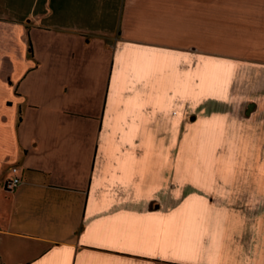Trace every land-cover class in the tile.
<instances>
[{"label": "crops", "instance_id": "0c3cea01", "mask_svg": "<svg viewBox=\"0 0 264 264\" xmlns=\"http://www.w3.org/2000/svg\"><path fill=\"white\" fill-rule=\"evenodd\" d=\"M0 264H264V0H0Z\"/></svg>", "mask_w": 264, "mask_h": 264}, {"label": "rangeland", "instance_id": "374dc122", "mask_svg": "<svg viewBox=\"0 0 264 264\" xmlns=\"http://www.w3.org/2000/svg\"><path fill=\"white\" fill-rule=\"evenodd\" d=\"M178 143V142H177ZM186 144H192L193 150L197 149L199 145H207L209 150L207 152L201 151L196 152L193 151L190 154H184L185 160H190L193 163L195 162H211V161H217V160H224L226 163H230L232 160V154L230 152H221L216 153L215 147H216V138L215 137H202V138H192L191 142H186ZM178 145V144H177ZM228 149V148H226ZM213 151V152H212ZM182 154H180L181 156ZM245 159L240 160H246V154L244 155Z\"/></svg>", "mask_w": 264, "mask_h": 264}, {"label": "built area", "instance_id": "2783aa9c", "mask_svg": "<svg viewBox=\"0 0 264 264\" xmlns=\"http://www.w3.org/2000/svg\"><path fill=\"white\" fill-rule=\"evenodd\" d=\"M12 171H17V166H11ZM21 181V177L18 174H14V176L5 181V188L8 190L14 189L17 184Z\"/></svg>", "mask_w": 264, "mask_h": 264}]
</instances>
